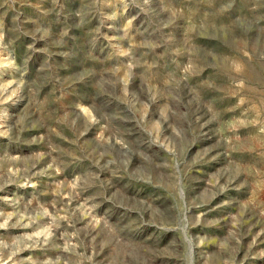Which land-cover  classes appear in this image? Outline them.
I'll list each match as a JSON object with an SVG mask.
<instances>
[{
    "label": "rangeland",
    "instance_id": "rangeland-1",
    "mask_svg": "<svg viewBox=\"0 0 264 264\" xmlns=\"http://www.w3.org/2000/svg\"><path fill=\"white\" fill-rule=\"evenodd\" d=\"M0 264H264V0H0Z\"/></svg>",
    "mask_w": 264,
    "mask_h": 264
}]
</instances>
